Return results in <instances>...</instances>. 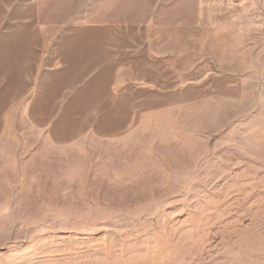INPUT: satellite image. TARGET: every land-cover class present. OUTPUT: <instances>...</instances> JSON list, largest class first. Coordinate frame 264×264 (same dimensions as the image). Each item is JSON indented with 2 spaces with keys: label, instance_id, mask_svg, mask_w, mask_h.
<instances>
[{
  "label": "rangeland",
  "instance_id": "1",
  "mask_svg": "<svg viewBox=\"0 0 264 264\" xmlns=\"http://www.w3.org/2000/svg\"><path fill=\"white\" fill-rule=\"evenodd\" d=\"M0 264H264V0H0Z\"/></svg>",
  "mask_w": 264,
  "mask_h": 264
}]
</instances>
